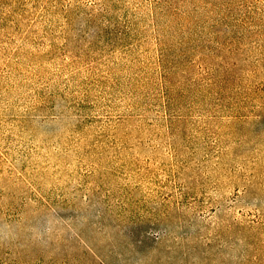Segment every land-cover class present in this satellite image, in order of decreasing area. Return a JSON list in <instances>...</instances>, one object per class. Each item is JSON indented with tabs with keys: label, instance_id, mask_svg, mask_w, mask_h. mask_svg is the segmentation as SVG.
Returning a JSON list of instances; mask_svg holds the SVG:
<instances>
[{
	"label": "rangeland",
	"instance_id": "1",
	"mask_svg": "<svg viewBox=\"0 0 264 264\" xmlns=\"http://www.w3.org/2000/svg\"><path fill=\"white\" fill-rule=\"evenodd\" d=\"M0 264H264V0H0Z\"/></svg>",
	"mask_w": 264,
	"mask_h": 264
}]
</instances>
